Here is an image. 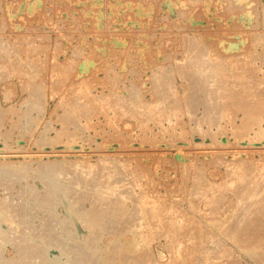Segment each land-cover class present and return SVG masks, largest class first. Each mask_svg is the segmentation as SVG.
I'll use <instances>...</instances> for the list:
<instances>
[{
	"label": "rangeland",
	"instance_id": "rangeland-1",
	"mask_svg": "<svg viewBox=\"0 0 264 264\" xmlns=\"http://www.w3.org/2000/svg\"><path fill=\"white\" fill-rule=\"evenodd\" d=\"M0 117L1 264H264V0H0Z\"/></svg>",
	"mask_w": 264,
	"mask_h": 264
},
{
	"label": "bare ground",
	"instance_id": "bare-ground-1",
	"mask_svg": "<svg viewBox=\"0 0 264 264\" xmlns=\"http://www.w3.org/2000/svg\"><path fill=\"white\" fill-rule=\"evenodd\" d=\"M188 36H189V35H188ZM255 37H256V36H255ZM188 38H189V37H188ZM261 38H262V37H261ZM194 39H195V38H194ZM194 39H193V40H194ZM255 39H256V38H255ZM193 40H192V41H193ZM190 41H191V40H190ZM196 43L198 44V42H196ZM202 45H203V44H202ZM186 46H187V45H186ZM202 47H204V46H202ZM200 55H201V54H200ZM200 55H199V56H200ZM201 58H202V56H201ZM194 60H195V59H194ZM190 63H192V62H190ZM178 64H179V63H178ZM231 65H232V64H231ZM231 67H232V66H231ZM167 68H168V67H167ZM180 68H181V67H180ZM194 70H195V69H194ZM194 70H193V71H194ZM176 73H177V72H176ZM197 73H198V72H197ZM215 74H216V73H215ZM184 75H185V74H184ZM188 76H189V75H188ZM188 76H187V77H188ZM185 77H186V76H185ZM195 77H196V76H195ZM197 77H198V75H197ZM225 77H226V76H225ZM111 78H112V77H111ZM111 78H110V79H111ZM189 78H190V76H189ZM223 78H224V77H223ZM239 79H240V78H239ZM234 80H235V79H234ZM195 81H197V79H196ZM201 81H202V80H201ZM225 81H226V80H225ZM237 81H238V80H237ZM186 83H187V82H186ZM233 83H234V82H233ZM237 83H238V82H237ZM239 83H240V82H239ZM194 84H195V83H194ZM198 84H199V83H198ZM240 84H241V83H240ZM192 85H193V84H192ZM223 85H224V84H223ZM234 85H235V84H234ZM243 85H244V84H243ZM132 86H133V85H132ZM195 86H196V85H195ZM157 87H158V86H157ZM83 88H84V87H83ZM133 88H134V87H133ZM240 88H241V87H240ZM197 89H198V88H197ZM87 90H88V89H87ZM137 90H138V89H137ZM163 90H164V89H163ZM244 90H245V89H244ZM246 90H247V89H246ZM214 92H215V91H214ZM214 92H213V93H214ZM216 92H217V91H216ZM222 92H223V91H222ZM224 92H225V91H224ZM224 92H223V94H224ZM130 93H131V92H130ZM168 93H169V92H168ZM172 93H174V92H172ZM246 93H247V92H246ZM164 94H165V93H164ZM166 94H167V93H166ZM215 94H216V93H215ZM221 94H222V93H221ZM225 94H226V93H225ZM196 95H197V94H196ZM193 96H194V95H193ZM75 97H76V96H75ZM92 97H93V96H92ZM132 97H133V96H132ZM137 97H138V96H137ZM250 97H251V96H250ZM78 98H79V96H78ZM162 98H163V97H162ZM135 99H136V98H135ZM76 100H77V98H76ZM79 100H80V98H79ZM111 100H112V99H111ZM168 100H169V99H168ZM190 100H191V99H190ZM218 100H219V98H218ZM77 101H78V100H77ZM117 101H118V100H117ZM128 101L130 102V100H128ZM160 101H161V100H160ZM173 101H174V100H173ZM75 102H76V101H75ZM86 102H87V100H86ZM88 102H89V100H88ZM99 102H101V101H99ZM139 102H140V101H139ZM182 102H183V101H182ZM220 102H221V101H220ZM78 103H79V102H78ZM78 103H77V104H78ZM136 104H137V103H136ZM142 104H143V103H142ZM145 104H147V103H145ZM179 104H180V103H179ZM220 104H221V103H220ZM78 105H79V104H78ZM110 105H111V104H110ZM115 106H116V105H115ZM117 106H118V105H117ZM219 106H220V105H219ZM107 107H108V106H107ZM253 107H254V106H253ZM110 108H111V107H110ZM147 108H149V107H147ZM96 109H97V108H96ZM104 109H105V108H104ZM220 109H221V107H220ZM250 109H251V108H250ZM255 109H256V108H255ZM84 110H85V109H84ZM91 110H92V108H91ZM145 110H146V109H145ZM223 110H224V109H223ZM251 110H252V109H251ZM99 111H100V110H99ZM116 111H117V110H116ZM171 111H172V110H171ZM257 111H258V110H257ZM6 112H7V111H6ZM90 112H92V111H90ZM97 112H98V111H97ZM156 112H158V111H156ZM163 112H164V111H163ZM4 113H5V111H4ZM4 113H2V114H4ZM84 114H85V113H84ZM88 114H89V113H88ZM91 114H92V113H91ZM91 114H90V115H91ZM99 114H100V113H99ZM118 114H119V113H118ZM118 114H117V115H118ZM167 114H168V113H167ZM85 115H87V114H85ZM4 116H5V114H4ZM21 116H22V115H21ZM88 116H89V115H88ZM91 116H92V115H91ZM153 116H154V115H153ZM0 118H1V117H0ZM20 118H21V117H20ZM177 118H178V117H177ZM21 119H22V118H21ZM21 121H22V120H21ZM19 124H20V123H19ZM144 128H145V127H144ZM145 133H146V132H145ZM180 134H181V133H180ZM144 137H145V135H144ZM131 149H132V148H131ZM132 150H133V149H132ZM214 164H215V163H214ZM237 164H238V163H237ZM40 166H41V165H40ZM44 166H45V165H44ZM50 166H52V165H50ZM56 167H57V166H56ZM40 168H41V167H40ZM51 168H52V167H51ZM61 168H62V166H61ZM42 169H44V168H42ZM42 169H40V170H42ZM45 169H46V168H45ZM53 169H55V168H53ZM28 170H29V169H28ZM126 170H127V169H126ZM54 171H55V170H54ZM124 171H125V170H124ZM124 171H123V172H124ZM19 172H20V171H19ZM36 172H37V171H36ZM38 172H39V171H38ZM126 172H128V170H127ZM126 172H125V173H126ZM129 172H130V170H129ZM129 172H128V173H129ZM136 172H137V171L135 170V173H136ZM200 172H201V171H200ZM6 173H7V171H6ZM20 173H21V172H20ZM49 173H50V172H49ZM257 173H258V172H257ZM3 174H5V173L3 172ZM9 174H10V173H9ZM26 174H27V173H26ZM62 174H63V173H62ZM132 174H134V173H131L130 176H133ZM5 175H6V174H5ZM12 175H13V173H12ZM15 175H16V173H15ZM21 175H22V174H21ZM33 175H34V174H33ZM36 175H37V174H36ZM126 175H129V174H126ZM136 175H139V174H136ZM228 175H229V174H228ZM8 176H9V175H8ZM25 176H26V175H25ZM9 177H10V176H9ZM21 177H22V176H21ZM26 177H27V176H26ZM31 177H32V176H31ZM36 177H37V176H36ZM41 177H42V175H41ZM232 177H233V176H232ZM52 178H53V177H52ZM134 178H136V177H134ZM236 178H237V177H236ZM9 179H11V178H9ZM16 179H18V177H16ZM20 179H21V178H20ZM44 179H46V178L44 177ZM48 180H49V179H48ZM48 180H47V181H48ZM52 180H53V179H52ZM16 181H17V180H16ZM22 181H23V180H22ZM18 182H20V181H18ZM52 182H54V181H52ZM60 182H61V181H60ZM47 183H48V182H47ZM205 183H206V182H205ZM21 185H22V184H21ZM46 185H47V184H46ZM51 185H53V184H51ZM28 186H29V185H28ZM28 186H27V187H28ZM47 186H48V185H47ZM56 186H57V185H56ZM65 186H66V185H65ZM109 186H110V184H109ZM25 187H26V186H25ZM29 187H30V186H29ZM104 187H105V186H104ZM111 187H112V186H111ZM21 188H22V187H21ZM56 188H59V187H56ZM56 188H54V190H53V188H52L51 190H53V191L56 192V190H55ZM118 188H119V187H118ZM118 188H117V189H118ZM194 188H195V187H194ZM27 189H29V188H27ZM61 189H62V188H61ZM61 189H60V190H61ZM101 189H102V188H101ZM25 190H26V189H25ZM31 190H32V189H31ZM41 190H42V189H41ZM57 190H59V189H57ZM69 190H70V189H69ZM109 190H110V189H109ZM118 190H119V189H118ZM238 190H239V189H238ZM29 191H30V190H29ZM29 191H28V192H29ZM33 191H34V190H33ZM45 191H46V190H45ZM49 191H50V190H49ZM61 191H63V190H61ZM30 192H31V191H30ZM51 192H52V191H51ZM55 192H54V193H55ZM57 192H60V191H57ZM57 192H56V193H57ZM63 192H65V191H63ZM99 192H100V191H99ZM248 192H250V191H248ZM45 193H46V192H45ZM54 193H53V194H54ZM65 193H66V192H65ZM67 193H68V192H67ZM103 193H104V192H103ZM103 193H102V195H104ZM234 193H235V192H234ZM48 194H49V193H48ZM113 194H114V193H113ZM139 194H140V193H139ZM40 195H41V194H40ZM49 195H50V194H49ZM49 195H48V197H49ZM51 195H52V194H51ZM51 195H50V197H49V198L52 197V200L50 199V206H53L54 203H56V202H52L53 204L51 205V201L54 200V199H53V196H55V195H53V196H51ZM58 195H59V197H58ZM58 195H56V196H57L58 199H59L61 195H60L59 193H58ZM63 195H64V194H63ZM65 195H66V194H65ZM68 195H69V194H68ZM68 195H67V196H68ZM97 195H98V194H97ZM97 195H96V196H97ZM102 195H101V196H102ZM141 195H143V193H142ZM246 195H247V194H246ZM45 196H46V195H45ZM56 196H55V197H56ZM109 196H110V195H109ZM249 196H250V195H249ZM104 197H105V196H104ZM140 197H141V196H140ZM46 198H47V197H46ZM122 198H123V197H122ZM145 198L148 199L147 196H146ZM249 198H251V197H249ZM47 199H48V198H47ZM47 199L44 201L45 203H46L47 201L49 202V200H47ZM103 199H104V198H103ZM105 199H106V198H105ZM110 199H111V198H110ZM138 199H139V197H138ZM141 199H143V197H142ZM39 200H40V199H39ZM60 200H61V198H60ZM68 200H69V199H68ZM98 200H99V198H98ZM108 200H109V198H108ZM120 200H122V199H119V201H120ZM148 200L152 201L153 199H148ZM148 200H147V201L144 200V203H145V201L149 203ZM101 201H102V200H101ZM103 201H104V200H103ZM119 201H118V202H119ZM122 201H123V200H122ZM38 202H39V201H38ZM41 202H43V200H40V203H41ZM44 202H43V203H44ZM67 202H68V201H67ZM118 202H117V203H118ZM137 202H138V201H137ZM141 202H143V201H141ZM141 202H140V203H141ZM153 202H154V204H156L155 201H153ZM156 202H159V201H156ZM230 202H231V201H230ZM243 202H244V201H243ZM245 202H246V201H245ZM45 203H44V204H45ZM70 203H72V202H70ZM124 203H125V202H124ZM124 203H123V204H124ZM36 204H37V203H36ZM38 204H39V203H38ZM44 204H42V205H43V207H42L43 209H44ZM47 204H49V203H46V205H47ZM59 204H61V203H59ZM72 204H75V203L73 202ZM145 204H146V203H145ZM158 204H159V203H158ZM56 205H57V204H56ZM136 205L138 206L139 203H137ZM148 205H150V204H148ZM148 205H145L144 207H147ZM38 206H39V205H38ZM38 206H37V207H38ZM151 206H152V205H151ZM151 206H150V207H151ZM246 206H247V205H246ZM23 207H24V206H23ZM69 207H70V206H69ZM135 207H136V206H135ZM142 207H143V206H141V207H137V208H140V209H141ZM144 207H143V209H144ZM160 207H162V206H160ZM164 207H165V205L163 206V208H164ZM21 208H22V207H21ZM38 208H39V207H38ZM40 208H41V207H40ZM42 208H41V210H42ZM45 208H46V207H45ZM48 208H49V206H48ZM52 208H53V207H52ZM52 208H51V209H52ZM71 208H72V207H71ZM74 208H75V205H74ZM147 208L149 209V206H148ZM152 208H153V207H152ZM152 208H151V209H152ZM213 208H214V207H213ZM9 209H10V208H9ZM22 209H23L22 212H24V214H25V216H26V213H25V211H24V210L26 209V207H25V209H24V208H22ZM61 209H62V208H61ZM101 209H102V208H101ZM135 209H136V208H135ZM148 209H147V213L150 212V211H148ZM154 209H155V207H154ZM154 209H153V210H154ZM228 209H229V208H228ZM44 210H45V209H44ZM69 210H70V209H69ZM75 210H77V209H75ZM75 210H74V211H75ZM79 210H81V209H79ZM99 210H100V208H99ZM102 210H103V209H102ZM138 210H139V209H138ZM141 210H142V209H141ZM141 210H139V211H141ZM149 210H150V209H149ZM166 210H167V209H166ZM17 211H18V210H17ZM47 211H49V209H47ZM53 211H54V210H53ZM71 211H72V210H71ZM77 211H78V210H77ZM88 211H89V210H88ZM88 211H86V212L88 213ZM90 211H91V209H90ZM100 211H101V210H100ZM123 211H124V210H123ZM136 211H137V210H136ZM136 211H135V213L138 214V212H136ZM143 211H144V210H143ZM155 211H156V210H154V212H155ZM159 211H160V210H159ZM162 211H163V210H162ZM168 211H169V210H168ZM171 211H174V210H170V213H171ZM214 211H215V210H214ZM11 212H12V211H11ZM26 212H27V210H26ZM44 212H45V211H44ZM51 212H52V211H51ZM51 212H49V213H51ZM68 212H69V214H71L70 211H68ZM75 212H76V211H75ZM75 212H74V214H75ZM80 212H81V211H80ZM84 212H85V211H84ZM92 212H93V211H92ZM95 212H96V211H95ZM157 212H158V211H157ZM164 212H165V211H164ZM174 212H175V211H174ZM9 213H10V212H9ZM19 213H20V212H19ZM61 213H62V212H61ZM72 213H73V212H72ZM77 213H79V211H78ZM81 213H82V212H81ZM100 213H102V212H98V213H95V214H97V216H98V214H100ZM141 213H142V211H141ZM152 213H153V212H152ZM165 213H166V212H165ZM12 214H13V213H12ZM24 214H23V215H24ZM82 214H84V213H82ZM90 214H91V213H90ZM90 214L88 213L87 216H89ZM148 214H149V213H148ZM150 214H151V212H150ZM150 214H149V215H150ZM155 214H156V213H155ZM159 214H161V213H159ZM171 214H172V213H171ZM171 214H170V215H171ZM174 214H175V213H174ZM251 214H252V213H251ZM0 215H1V214H0ZM23 215H22V216H23ZM27 215H28V213H27ZM75 215H77V214H75ZM78 215H79V217H80L81 214L79 213ZM93 215H94V213H93ZM101 215H102V214H101ZM101 215H100V216H101ZM123 215H124V214H123ZM162 215H163V214H162ZM167 215H168V214H167ZM9 216H10V215H9ZM48 216H50V215H48ZM52 216H53V215H52ZM56 216H57V215H56ZM59 216H61V214H60ZM95 216H96V215H95ZM103 216H104V213H103ZM103 216H102V218H103ZM105 216H106V215H105ZM134 216H135V215H134ZM151 216H152V215H151ZM151 216H150V217H151ZM153 216H154V215H153ZM157 216H158V214H157ZM239 216H240V215H239ZM19 217H20V216H19ZM77 217H78V216H77ZM81 217H82V215H81ZM85 217H86V215H84V217H82V219H81V224L85 225L89 230H92L93 228L96 229V228H95V227H96L95 224H96L97 220H95L96 222H93V220H92V221L90 220V219H91L90 216H89V217H90L89 220H88L87 218H85ZM150 217H149V218H150ZM160 217H161V216H160ZM154 218H155V217H154ZM168 218L171 219L170 216H169ZM173 218H174V217H173ZM65 219H67V218H65ZM65 219H63V220H65ZM92 219H93V218H92ZM97 219H98V218H97ZM99 219H100V218H99ZM157 219H158V218H157ZM160 219H161V218H160ZM162 219H163V218H162ZM169 219H168V220H169ZM175 219H176V218H175ZM229 219H230V218H229ZM241 219H242V218H241ZM11 220H12V219H11ZM16 220H17V219H16ZM70 220H73V219H70ZM70 220H69V221H70ZM105 220H106V219H105ZM133 220H134V219H133ZM153 220H155V219H153ZM171 220H172V219H171ZM171 220H170V222H172V223L175 222V221H173V220L171 221ZM26 221H27V219H26ZM102 221H104V220H102ZM129 221H130V220H129ZM159 221H160V220H159ZM159 221H158V222H159ZM162 221H163V220H162ZM162 221H161V222H162ZM11 222H12V221H11ZM22 222H23V221H22ZM27 222H28V221H27ZM65 222H66V220H65ZM67 222H68V221H67ZM133 222H134V221H133ZM168 222H169V221H168ZM17 223H18V222H17ZM23 223H24V222H23ZM100 223H101V222H100ZM108 223H109V222L107 221V224H108ZM128 223H129V222H128ZM172 223H170V225H171ZM176 223H178V221H176ZM176 223H175V224H176ZM247 223H248V221H247ZM21 224H22V223H21ZM25 224H26V222H25ZM63 224H64V223H62V225H63ZM71 224H72V223H71ZM73 224H74V222H73ZM101 224H102V223H101ZM103 224H105V223H103ZM130 224H131V222H130ZM133 224H134V223H133ZM133 224H132V225H133ZM159 224H160V223H159ZM166 224H167V223H166ZM178 224H179V223H178ZM210 224H211V223H210ZM65 225H66V224H65ZM27 226H28V224H27ZM66 226H67V225H66ZM85 226H84V227H85ZM94 226H95V227H94ZM104 226H105V225H104ZM104 226H103V227H104ZM106 226H107L106 228H109V224L106 225ZM136 226L138 227V225H136ZM175 226H176V225H175ZM175 226H174V227H175ZM178 226H179V225H178ZM178 226H177V227H178ZM180 226H181V225H180ZM243 226H244V225H243ZM251 226H252V225H251ZM29 227H30V226H29ZM59 227H60V226H59ZM61 227H62V226H61ZM63 227H64V226H63ZM63 227H62V229H63ZM67 227H68V226H67ZM98 227H99V226H98ZM131 227H132V226H131ZM134 227H135V226H134ZM139 227H141V225H140ZM0 228H1V227H0ZM32 228H33V226H32ZM65 228H66V227H65ZM73 228H74V227H73ZM73 228H72V232H73V230H75L74 233H76V230H77V229H73ZM104 228H105V227H104ZM132 228H133V227H132ZM168 228H169V227H168ZM198 228H199V227H198ZM56 229H57V228H56ZM84 229H85V228H84ZM98 229H100V228H98ZM127 229H128V228H127ZM129 229H131V228L129 227ZM136 229H137V228H136ZM136 229H135V230H136ZM140 229H141V228H140ZM199 229L201 230V228H199ZM244 229H245V227H244ZM1 230H2V229H1ZM33 230H35V229L33 228ZM65 230H67V228H66ZM65 230H64V231H65ZM68 230H69V229H68ZM105 230H106V229H105ZM107 230H108V229H107ZM131 230H132V229H131ZM135 230H133V231L136 232ZM145 230H146V229H145ZM2 231H3L2 233H4L5 230H2ZM31 231H32V230H31ZM36 231H37V230H36ZM57 231H58V230H57ZM60 231H61V230H60ZM70 231H71V230H70ZM70 231H69V232H70ZM109 231H110V230H109ZM140 231H141V230H140ZM252 231H253V230H252ZM62 232H63V230H62ZM65 232H66V231H65ZM65 232H63V234H64ZM143 232H144V231H143ZM145 232H146V231H145ZM145 232H144V233H145ZM197 232H198V231H197ZM241 232H242V231H241ZM2 233H0V242H1L2 239H3V234H2ZM49 233H50V232H49ZM94 233H95V232H94ZM94 233H93V234H94ZM99 233H100V232H99ZM99 233H97V234H99ZM103 233H104V232H103ZM108 233H109V232H108ZM168 233H170V232L168 231ZM171 233H172V232H171ZM188 233H189V232H188ZM206 233H207V232H206ZM247 233H248V232H247ZM32 234H33V233H32ZM47 234H48V232H47ZM60 234L62 235V233H60ZM67 234L69 235L68 232H67ZM93 234L91 233L90 235H93ZM165 234H166V233H165ZM203 234H204V233H203ZM226 234H227V233H226ZM34 235H35V234H34ZM36 235H37V234H36ZM50 235H51V233L49 234V236H50ZM65 235H66V234H65ZM82 235H83V234H82ZM90 235H89V237H91ZM145 235H146V233H145ZM173 235H174V234H173ZM186 235H187V234H186ZM246 235H247V234H246ZM76 236H78V235H76ZM96 236H97V235H96ZM167 236H168V235H167ZM199 236H200V235H199ZM4 237H5V233H4ZM46 237H47V235H46ZM58 237H59V236H58ZM78 237H80V236H78ZM84 237H85V236H84ZM86 237H87V236H86ZM93 237H94V236H93ZM93 237H92L91 239H94ZM97 237H98V236H97ZM150 237H151V235H150ZM164 237H165V236H164ZM231 237H232V236H231ZM51 238H52V237L50 236V239H51ZM63 238H64V237H63ZM72 238H74V237L72 236ZM82 238H83V237H82ZM129 238H130V237H129ZM151 238H152V237H151ZM151 238H150V239H151ZM168 238H169V237H167V240H168ZM172 238H173V236H172ZM199 238H200V237H199ZM257 238H258V237H257ZM6 239H7V238H6ZM50 239L48 238L49 242L51 241L50 243L53 242V244H56V243H54V241H55L54 239H52V240H54V241H52V240H50ZM55 239H56V238H55ZM59 239H61V238H59ZM130 239H131V240H130L129 243H127V244L129 245L130 248L135 249V248H138L142 243L145 244L144 239H146V236H145V238H144L143 233H142V234H139V231H138V233L134 234L133 237L130 238ZM169 239H170V238H169ZM196 239H197V238H196ZM43 240H44V239H43ZM64 240H65V239H64ZM96 240H97V239H96ZM96 240H95V241H96ZM146 240H147V239H146ZM170 240H171V239H170ZM172 240H173V239H172ZM172 240H171V241H172ZM182 240H183V239H182ZM3 241H4V240H3ZM3 241H2V242H3ZM56 241H57V239H56ZM56 241H55V242H56ZM58 241H60V243H62L61 241H63V240H58ZM77 241H79L78 238H77ZM92 241H93V240H92ZM148 241H149V238H148ZM186 241H187V240H186ZM193 241H194V240H193ZM197 241H198V240H197ZM257 241H258V240H257ZM4 242H5V241H4ZM42 242H43V241H42ZM42 242H41V243H42ZM65 242H66V241H64V244H66ZM150 242H151V241H150ZM152 242H153V241H152ZM36 243H37V242H36ZM36 243H35V244H36ZM45 243H46V242H44V244H45ZM47 243H48V241H47ZM47 243H46V244H47ZM68 243H69V242H68ZM108 243H109V242H108ZM122 243H123V242H122ZM146 243H147V242H146ZM169 243H170V242H169ZM175 243H176V242H175ZM205 243H206V242H205ZM210 243L212 244V242H210ZM1 244H2V243H1ZM1 244H0V245H1ZM35 244L33 245V243H32V245H33L34 247H35ZM53 244H52V245H53ZM64 244H63V245H64ZM124 244H125V243H124ZM127 244H126V245H127ZM165 244H166V243H165ZM167 244H168V243H167ZM167 244H166V245H167ZM184 244H186V243H184ZM184 244H183V246H185ZM194 244H195V243H194ZM32 245H28V246H29V247L31 246V249H34V248L32 247ZM37 245H39V244H36V247H37ZM48 245H49V243H48ZM60 245L62 246V244H60ZM60 245H59V246H60ZM69 245H70V244H69ZM80 245L82 246L83 243L79 244V246H80ZM84 245H85V244H84ZM84 245H83V246H84ZM142 245H143V244H142ZM150 245H151V244H150ZM172 245H173V244H172ZM28 246H27V247H28ZM73 246H75V245H72V246H70V247L72 248ZM77 246H78V244H77ZM81 246L78 247V249H79V248H82ZM85 246H86V245H85ZM104 246H105V245H104ZM145 246H146V244H145ZM168 246H170V244H169ZM168 246H167V247H168ZM173 246H174V245H173ZM175 246H177V245H175ZM175 246H174V247H175ZM209 246H211V245H209ZM215 246H217V245L215 244L214 247H215ZM257 246H259V245H257ZM260 246L262 247V245H260ZM29 247H28V249H29ZM62 247H63V246H62ZM65 247H66V246H64L63 248L66 249ZM70 247H69L68 249H71ZM89 247H90V246H89ZM89 247H88V248H89ZM91 247H92V246H91ZM143 247H144V246H143ZM146 247H147V246H146ZM162 247H164V246L162 245ZM178 247H179V246H178ZM181 247H182V246L180 245V248H181ZM194 247H195V246H194ZM23 248H24V247H22V249L20 248V250H19V248H18V250H19V251L24 250L25 248H24V249H23ZM39 248L44 249V247H40V246H39ZM46 248H47V247H46ZM49 248H50V247H49ZM75 248H76V247H75ZM75 248L73 247L74 251L76 252V249H77V248H76V249H75ZM84 248H85V247H83L82 249H84ZM92 248H93V247H92ZM105 248H106V247H105ZM109 248H110V247H109ZM120 248H121V245H120ZM123 248H125V247L123 246ZM140 248H141V247H140ZM149 248H150V247H149ZM180 248H179V249H180ZM205 248H206V247H205ZM222 248H223V247H222ZM86 249H87V248H86ZM86 249H85V250H86ZM90 249H91V248H90ZM90 249H87V250H90ZM147 249H148V248H147ZM147 249H146V250H147ZM171 249H172V248H171ZM171 249H169V250H171ZM174 249H175V248H173V254H174ZM179 249L177 248L176 250H179ZM182 249H183V247H182ZM182 249H181V250H182ZM203 249H204V248H203ZM217 249H218V248H217ZM262 249H263V248H262ZM25 250H27V249H25ZM34 250H35V251H33V250H29V251H30L29 253L27 252V251H28V250H27V251H26L27 253H26V252H25V253L31 255V254H32L31 251H32V252H36V251L39 250V249L37 248V250H36V249H34ZM44 250H45V249H44ZM93 250H94V248H93ZM126 250H127V249H126ZM126 250H125V251H126ZM142 250H143V248H142ZM144 250H145V249H144ZM149 250H150V249H148V252H149ZM207 250H208V249H207ZM0 251H2V250H0ZM70 251H71V250H70ZM74 251H73V252H74ZM77 251H79V250H77ZM80 251H81V249H80ZM95 251H96V250H95ZM104 251H105V250H104ZM104 251H103V252H104ZM121 251H122V249H121ZM133 251H134V250H133ZM135 251H136V249H135ZM139 251H140V250H139ZM139 251H138V252H139ZM151 251H152V250H151ZM198 251H199V250H198ZM246 251H247V250H246ZM37 252H38V251H37ZM48 252H49V251H48ZM68 252H69V251H68ZM83 252H84V251H83ZM86 252H87V251H86ZM86 252H85V253H86ZM92 252H93V251H92ZM107 252H108V251H107ZM111 252H112V251H111ZM128 252H129V251H127V253H128ZM138 252H137V254H138ZM180 252H181V251H180ZM183 252H184V251H183ZM183 252H182V253H183ZM18 253H20V252H18ZM18 253H17V255H18ZM22 253H23V255H22ZM41 253L44 254V252H41ZM46 253H47V251H46ZM66 253H67V251H66ZM78 253H79V252H78ZM78 253H77V254H78ZM81 253H82V252H81ZM87 253H88V252H87ZM97 253H98V252H97ZM108 253H110V252H108ZM112 253H113V252H112ZM120 253H121V252H120ZM123 253H124V252H123ZM125 253H126V252H125ZM133 253H134V252H133ZM140 253H141V254H144V253H142V252H139V255H141ZM145 253H147V251H145ZM149 253H150V252H149ZM149 253H148V254H149ZM158 253H159V252H158ZM158 253H157V254H158ZM160 253H161V252H160ZM176 253H177V252H176ZM187 253H188V252H187ZM187 253H186V254H187ZM225 253H226V252H225ZM20 254H21L22 256H19V257L27 256L26 254H24V251H23V252L21 251ZM34 254H35V253H34ZM39 254H40V253H39ZM47 254H48V253H47ZM47 254H46V255H47ZM71 254H73V253L71 252ZM77 254H76V255H77ZM93 254H94V253H93ZM135 254H136V253H135ZM196 254H197V253H196ZM230 254H231V253H230ZM14 255H15V254H14ZM35 255H36V254H35ZM35 255H33V256L35 257ZM40 255H41V254H40ZM40 255H37V256H40ZM46 255H45V258H47ZM74 255H75V254H73V256H74ZM80 255H81V254H80ZM83 255H84V254H83ZM124 255L126 256V254H124ZM150 255H151V254H150ZM233 255H234V254H233ZM0 256H3V255L0 254ZM33 256H31V258H32ZM37 256H36V258H37ZM69 256H70V255H69ZM71 256H72V255H71ZM73 256H72V258L75 259V260H76V257H78V255H77L75 258H74ZM86 256H87V254H86ZM93 256H94V255H93ZM97 256H99V255L96 254V257H97ZM106 256H107V255H106ZM129 256H131V255H128V257H129ZM142 256H143V255H142ZM142 256H141V257H142ZM144 256H145V254H144ZM146 256H147V254H146ZM146 256H145V257H146ZM159 256H160V255H159ZM170 256H171V255H170ZM176 256H177V254H176ZM180 256H181V255H180ZM183 256H184V255H183ZM186 256H187V255H186ZM19 257H18V258H19ZM42 257H43V256L41 255L40 259H41ZM48 257H49V256H48ZM96 257H94V259H95ZM100 257H102V256H100ZM131 257H132V259H135V258H137L138 256H136L135 258H134L133 256H131ZM139 257H140V256H139ZM139 257H138V258H139ZM151 257H152V255L150 256V258H151ZM154 257H155V256H154ZM178 257H179V256H178ZM207 257H208V256H207ZM1 258H2V257H1ZM1 258H0V260H1ZM5 258H6V257H5ZM11 258H12V257H11ZM29 258H30V257L27 258V261H29ZM31 258H30V261L32 260ZM38 258H39V257H38ZM45 258H44V259H45ZM86 258H87V257H86ZM125 258H126V257H125ZM146 258H147V257H146ZM146 258H145V259H146ZM152 258H153V257H152ZM173 258H174V257H173ZM226 258H227V257H226ZM233 258H234V257H233ZM6 259H7V258H6ZM6 259H5V260L3 259V260L6 261ZM23 259H25V261H26V257H24ZM33 259H34V258H33ZM42 259H43V258H42ZM44 259H43V260H44ZM57 259H58V258H56L55 261H57ZM77 259H79V261H81L80 259H82V258H81V256H80V257H78ZM84 259H85V258H84ZM87 259H89V257H88ZM129 259H130V258H129ZM129 259H126V260L129 261ZM168 259H170V258H168ZM174 259H175V258H174ZM182 259H183V258H182ZM185 259H186V258H185ZM188 259H189V258H188ZM208 259H209V258H208ZM9 260H10V258H9ZM9 260H8V263H9ZM12 260H13V261H12ZM12 260H11V261L15 264L14 257H13ZM15 260H16V259H15ZM19 260H20V259H18V262H17L18 264H20V262L22 261V258H21L20 261H19ZM90 260H91V259H90ZM137 260H138V259H137ZM148 260H150V259L148 258ZM151 260H152V262H153V259H151ZM154 260H155V258H154ZM176 260H177V259H176ZM210 260H211V259H210ZM228 260H229V259H228ZM228 260H227V261H228ZM23 261H24V260H23ZM44 261H45V260H44ZM59 261H60V260H59ZM61 261H62V260H61ZM76 261H77V260H76ZM82 261H83V260H82ZM87 261H89V260H87ZM107 261H108V260H107ZM169 261L171 262V259H170ZM182 261H183V260H182ZM182 261H181V262H182ZM230 261H231V260H230ZM47 262H48V264L50 263L48 260H47ZM51 262H52V261H51ZM62 262H63V261H62ZM77 262H78V261H77ZM84 262H86V261H84ZM102 262H104V261H102ZM105 262H106V260H105ZM110 262H111V261H110ZM113 262H114V261H113ZM135 262H136V261H135ZM138 262H139V260H138ZM146 262H147V261H146ZM154 262H155V261H154ZM154 262H153V263H154ZM186 262H187V261H186ZM222 262H223V260H222ZM1 263H3V261H0V264H1ZM5 263H6V262H5ZM23 263H24V262H23ZM23 263L21 262V264H23ZM26 263L28 264V262H25V264H26ZM31 263H33V261H32ZM31 263L29 262V264H31ZM52 263H53V262H52ZM52 263H50V264H52ZM60 263H61V262H59V264H60ZM93 263H94V262H93ZM111 263H112V262H111ZM119 263H121V262L119 261ZM133 263H134V262H132V264H133ZM139 263H140V262H139ZM139 263H138V264H139ZM141 263H142V262H141ZM153 263H152V264H153ZM165 263H166V262H165ZM212 263H213V262H212ZM215 263H216V262H215ZM217 263H218V262H217ZM56 264H58V263H56ZM100 264H101V263H100ZM105 264H106V263H105ZM109 264H110V263H109ZM136 264H137V262H136ZM143 264H144V263H143ZM172 264H173V262H172ZM180 264H181V263H180ZM183 264H185V262H184ZM206 264H207V263H206ZM218 264H219V263H218ZM223 264H224V263H223Z\"/></svg>",
	"mask_w": 264,
	"mask_h": 264
}]
</instances>
